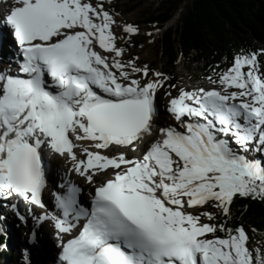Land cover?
<instances>
[{"label":"snow or ice","instance_id":"6c2138e0","mask_svg":"<svg viewBox=\"0 0 264 264\" xmlns=\"http://www.w3.org/2000/svg\"><path fill=\"white\" fill-rule=\"evenodd\" d=\"M111 4L14 0L0 15L17 48L0 70V198L43 210L56 264H264V243L229 225L234 199L264 202V48L234 53L208 87L166 85L124 59L139 28ZM166 86L178 127L156 125ZM45 154L69 163L54 188Z\"/></svg>","mask_w":264,"mask_h":264},{"label":"trees","instance_id":"16d2710c","mask_svg":"<svg viewBox=\"0 0 264 264\" xmlns=\"http://www.w3.org/2000/svg\"><path fill=\"white\" fill-rule=\"evenodd\" d=\"M131 3L112 0L110 7H125L123 12L128 14L138 11V27L146 25L162 31L157 49L159 65L174 83L178 81L175 71L179 62L195 66L200 78L206 79L214 75L212 70L217 65L226 67L240 49L264 48V0H162L153 9L144 8L143 0ZM176 16V25L168 27ZM139 46V41L132 39L121 47L134 58ZM230 208L229 225L243 224L252 241L264 243V202L236 198ZM8 244L9 236L0 230V264H29L22 252L10 251Z\"/></svg>","mask_w":264,"mask_h":264},{"label":"rangeland","instance_id":"374dc122","mask_svg":"<svg viewBox=\"0 0 264 264\" xmlns=\"http://www.w3.org/2000/svg\"><path fill=\"white\" fill-rule=\"evenodd\" d=\"M123 2L128 3L131 6L134 4V3H131V2H133V0H123ZM143 2H144V6H143L144 8L153 9V8L157 7L162 2V0H143ZM126 7L129 8L130 6L126 5ZM123 8H125V7H123ZM123 8H121V9H115V8L112 9L111 8V10L114 13H119V15L117 16L118 23L121 25H123L125 23H131V24L137 26V22L140 20V15H139L140 13L138 11H136V12L128 14L127 12H123ZM177 19H178V16H176L168 24V27L175 26ZM138 28H139L138 37H136V35L134 37H132V39H135V40L139 41V43H140L138 50H136V52H135V57H139V60L137 61L138 65L147 64L149 66L150 70L160 71V72H163L165 74V69L160 67V65H159L160 64L159 62L161 60L159 59V57L157 55L158 39L160 38L162 31H159L157 33L156 30H152V27H148L146 25L140 26ZM116 31H117V35L119 36L121 34L120 30L117 29ZM149 32L153 33V35L151 37L147 35V33H149ZM125 39H127V37H125ZM149 41H151V43H149ZM122 43L123 42H120L119 46H122ZM129 58H132V57H129L128 55H125V57H124V59H129ZM175 75L179 81V84L176 85L177 88L188 87V88L192 89L193 87H196V86H200V87H207L208 86V83H203V82L198 81V80H200V73L198 72V70L195 66H191L189 64H184L183 62H179L177 69L175 71ZM204 80H207V79H204ZM167 84H169V83L166 82V85ZM169 90L172 91L173 94H175V89H168L167 86L164 89H161V91L158 92V94H157V99L159 101H161V103H162L161 104L162 105L161 106V110H162L161 113L163 116L169 114L166 111L168 97H166L164 95V92L169 91ZM159 119L160 120L162 119V122H164L163 121L164 118L162 116H158L157 120H159ZM164 124H165V122H164ZM57 158L59 160L57 161L58 166H56V171L58 172L59 170H62V172H63L69 166V163H66L63 158H59V157H57ZM60 174H61V171H60ZM54 175L57 176V173L56 174L54 173ZM78 180L84 182L80 178H78ZM1 201L2 200L0 199V211H1L0 212L1 213L0 214V230H2V229L9 230L10 229L11 230L10 233L14 234V236H16V240L18 243L16 245L17 248L14 247L13 244L11 245L12 250L16 252V249H22L25 251V253L30 252L31 255L38 256L37 253H35V250L33 248L31 249V247L29 246L30 241L32 239H30V238L27 239L26 235H24L25 232H27V230L28 231L33 230L32 226L34 225V223L31 220L26 221V218L28 219V217H31V219H34V216L38 215L37 209H35V208L30 209L29 208V210L27 212L22 213L21 208H18L17 202L12 200V198H10V200L4 204H1ZM14 207L19 209V213H20L19 216L12 215V213H13L12 211H13ZM27 213H29V215ZM21 217H23V219H21ZM5 222H7V223L5 224ZM24 222H25V224H24ZM21 230L23 231V233H21ZM24 230H26V231H24ZM34 230L36 231V237H39V238L43 237L42 238L43 240L44 239L46 240L48 238L47 237L48 235H46V237L43 235V233H45L44 230H42V231L40 230L41 233L39 231H37V228ZM22 234H23L24 238L22 237ZM24 239H27V242H25ZM26 245L29 247L28 249L30 251L26 249L27 248ZM17 252H21V251L17 250Z\"/></svg>","mask_w":264,"mask_h":264},{"label":"bare ground","instance_id":"6f19581e","mask_svg":"<svg viewBox=\"0 0 264 264\" xmlns=\"http://www.w3.org/2000/svg\"><path fill=\"white\" fill-rule=\"evenodd\" d=\"M13 6V3L11 0H0V15H6L7 14V9L12 7ZM6 33V29H3ZM7 47H3V51L0 52V65H2L4 63V59L6 58V53H7ZM1 68V67H0ZM156 103H157V108H158V111H157V117H156V125L157 127H161V126H164V122H162V119H161V122L160 124H158V116H162V113H161V101H159L158 99L156 100ZM79 151V150H77ZM53 159L54 161L53 162H50V167H49V173H47V177H49V180H48V185H51V186H54L55 183H57L58 181L61 180V177L64 173V171L62 172V170H59L58 172L56 171V166L57 165V161L59 160L57 157H54L53 156ZM60 171H61V174H60ZM54 173L56 174L57 173V176L54 175ZM75 182L79 183L80 185H85V184H82V181L78 180V177H76L74 174L72 175L71 177ZM1 204H4L6 203L7 201L10 200V198L8 199H3L1 198ZM15 202H17L18 204V208H21V212H27L30 209H32V206H29L27 203H24L23 200H18V199H13ZM45 200V203L46 204H49L51 205V202L49 201L48 197L44 199ZM4 206V205H3ZM12 215H17L19 216L20 213H19V209H17L16 207L13 208V211H12ZM25 216V215H24ZM6 217V216H5ZM14 217V216H13ZM6 219V218H5ZM8 219V218H7ZM26 222V221H25ZM24 222V224H25ZM7 222H5L6 224ZM47 224L43 225L42 228H40V230L42 231L44 227H46ZM40 232V231H39ZM41 233V232H40ZM39 234V233H38ZM43 235L46 237V235H49L47 236L49 239L48 241H46L45 239L43 240L42 238L43 237H40L39 239H41V243H40V247H39V255L42 257L43 259V263L45 264H51L52 261H53V256L51 255L52 252H54L56 250V246H57V241L55 239V235L54 233L51 235L50 233V229L49 231L46 230L45 233H43ZM39 236V235H38ZM41 236V235H40ZM52 238L54 239L52 241ZM48 242V243H47ZM35 243H39V241L35 240ZM36 253V252H35Z\"/></svg>","mask_w":264,"mask_h":264}]
</instances>
